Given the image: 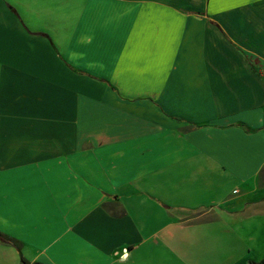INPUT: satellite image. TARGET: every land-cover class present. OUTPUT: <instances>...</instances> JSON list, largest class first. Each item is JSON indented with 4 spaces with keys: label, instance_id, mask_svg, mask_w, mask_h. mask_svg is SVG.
Here are the masks:
<instances>
[{
    "label": "crops",
    "instance_id": "crops-1",
    "mask_svg": "<svg viewBox=\"0 0 264 264\" xmlns=\"http://www.w3.org/2000/svg\"><path fill=\"white\" fill-rule=\"evenodd\" d=\"M263 259L264 0H0V264Z\"/></svg>",
    "mask_w": 264,
    "mask_h": 264
},
{
    "label": "trees",
    "instance_id": "trees-1",
    "mask_svg": "<svg viewBox=\"0 0 264 264\" xmlns=\"http://www.w3.org/2000/svg\"><path fill=\"white\" fill-rule=\"evenodd\" d=\"M252 264H264V259L260 260L259 262H253Z\"/></svg>",
    "mask_w": 264,
    "mask_h": 264
},
{
    "label": "rangeland",
    "instance_id": "rangeland-1",
    "mask_svg": "<svg viewBox=\"0 0 264 264\" xmlns=\"http://www.w3.org/2000/svg\"><path fill=\"white\" fill-rule=\"evenodd\" d=\"M262 259V258H261ZM260 261V260H259ZM259 261H257V262H259Z\"/></svg>",
    "mask_w": 264,
    "mask_h": 264
}]
</instances>
